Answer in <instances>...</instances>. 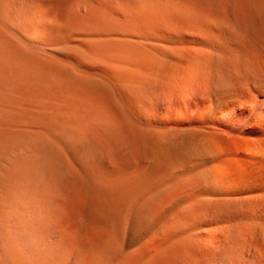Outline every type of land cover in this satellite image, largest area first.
I'll return each mask as SVG.
<instances>
[{"label":"bare ground","instance_id":"1","mask_svg":"<svg viewBox=\"0 0 264 264\" xmlns=\"http://www.w3.org/2000/svg\"><path fill=\"white\" fill-rule=\"evenodd\" d=\"M0 264H264V0H0Z\"/></svg>","mask_w":264,"mask_h":264},{"label":"rangeland","instance_id":"2","mask_svg":"<svg viewBox=\"0 0 264 264\" xmlns=\"http://www.w3.org/2000/svg\"><path fill=\"white\" fill-rule=\"evenodd\" d=\"M29 51L32 52V53L35 52V50L33 49L32 46H29Z\"/></svg>","mask_w":264,"mask_h":264}]
</instances>
